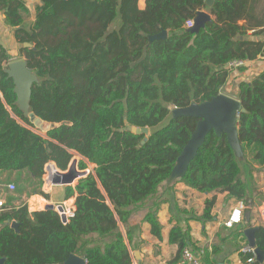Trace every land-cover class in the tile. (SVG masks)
<instances>
[{"label":"trees","instance_id":"1","mask_svg":"<svg viewBox=\"0 0 264 264\" xmlns=\"http://www.w3.org/2000/svg\"><path fill=\"white\" fill-rule=\"evenodd\" d=\"M42 1L31 30L19 29L15 36L18 55L39 76L31 111L54 126L46 135L37 132L19 108L13 79L4 71L13 54L0 44V181L6 188L11 180L19 188L33 183L34 193L49 198L42 190L47 164L67 170L77 154L80 169L94 167L66 187V199L74 198L76 206L67 222L56 208L30 211L27 203L0 213L4 264H65L72 253L87 264H134L123 225L148 208L145 219L161 237L158 211L164 199L159 194L175 193L180 182L203 193L251 199L242 164L264 169V70L242 81L236 95L247 110L239 117L244 156H238L225 132L212 130L185 173L168 180L199 120L174 116L172 109L212 99L228 83L231 61L264 55V41L251 39L247 31L264 24L259 0H215L212 5L147 0L145 9L139 0ZM0 5L9 24L23 23L21 0H0ZM204 9L214 18L197 32L189 30L187 21ZM118 17L121 25L112 28ZM163 29L166 38L150 41ZM129 125L150 127L151 133L124 129ZM214 204L206 200L204 219L212 217ZM170 235L181 257L191 241L190 228L177 226ZM255 237L264 250V225ZM250 256L243 254V260ZM209 257L208 252L205 262Z\"/></svg>","mask_w":264,"mask_h":264},{"label":"crops","instance_id":"2","mask_svg":"<svg viewBox=\"0 0 264 264\" xmlns=\"http://www.w3.org/2000/svg\"><path fill=\"white\" fill-rule=\"evenodd\" d=\"M21 2L26 9L20 12L23 18V23L20 26H12L7 22V9L0 5V38L5 42L6 49L13 54V60L24 58L18 55L20 43L15 36V31L23 28L31 30L37 19L39 8L43 6L42 0H21ZM138 5L140 9H145L147 0H139ZM257 12L259 18L264 17V0H259ZM210 15L213 19L214 16L211 13ZM244 22L241 21V23ZM121 23V18L118 17L112 28H118ZM258 30L263 32L254 34ZM247 31L251 39L264 41V24L249 26ZM263 70L264 55H260L255 60L247 61L243 69L231 70L228 83L220 92L238 99L236 95L240 83L253 79ZM242 177L253 190L252 197L247 202L231 197L227 192L203 193L182 182L176 184L175 193H160L159 197L164 199L158 211V218L162 224L161 237L152 232L151 224L145 219L148 208L134 213L128 224L123 225L122 228L126 236L127 231L130 235L127 241L133 256V263L182 264L181 257H179V244L170 240L172 229L181 226L183 229L190 228L191 241H189L188 247H192L194 251L203 249L205 254L210 253L209 260L206 262L205 255H203L204 264H252L243 260L244 253L242 250L244 246L249 244L245 230L261 224L258 218V209L264 201V169L254 163L243 162ZM73 184L72 186H75ZM54 187L60 189L51 193ZM66 187L67 185H52L48 189L51 190L50 192L46 189L48 187L44 186L49 198L38 194L31 196L26 201L29 210H43L49 204L58 205L64 202L75 206L74 198L66 199ZM207 199L215 200L210 219L203 218ZM152 202L150 201L149 204ZM239 202H243L244 205L242 222L232 227H226L224 222ZM21 204L23 203L17 200L11 203L16 208Z\"/></svg>","mask_w":264,"mask_h":264},{"label":"water","instance_id":"3","mask_svg":"<svg viewBox=\"0 0 264 264\" xmlns=\"http://www.w3.org/2000/svg\"><path fill=\"white\" fill-rule=\"evenodd\" d=\"M215 0H207L208 5H212ZM211 15L209 12L202 10L199 11L197 17L194 20V25L189 27V30L193 32L199 31L203 28L206 22L210 21ZM168 35L167 30L163 29L157 34L149 36L150 41L155 39L166 38ZM0 44L7 48L5 42L0 38ZM25 46H31L29 42H25ZM4 71L8 74L14 82V90L17 94V104L22 110L25 116H30L35 124L42 127L44 124L49 126L48 129L54 126L44 122L38 118L33 111H31V97L33 86L39 82V76L36 72L28 67L27 60L25 58L12 60L8 63ZM174 116H194L198 118V123L192 133L188 143L184 147L181 155L178 158L177 165L175 166L169 182L174 181L177 177L184 174L187 170L191 160L197 155L198 150L205 142L206 136L212 131H216L218 134L225 132L228 137V141L235 149L238 155L244 153L243 146L239 137V117L240 113L246 112V108L243 107L241 101L233 96L225 93H219L212 99L202 102L194 103L184 108H175ZM136 133L145 132L151 133V128L146 127L141 129L137 126L129 125L127 128ZM144 143V141H142ZM81 172L76 169L75 161L71 164L67 170L56 169V173L52 175V185H72L77 178H81ZM45 208H56L58 211L63 210L62 205L49 204ZM63 222H67L64 215L61 216ZM11 226L16 230L19 229V223L13 221ZM258 226L250 227L245 230V233L249 240V246L255 248L256 260L259 263H264V250L259 248L256 244L255 232ZM192 248V247H191ZM5 258H0V264H4ZM65 264H87L84 257L72 253L65 261Z\"/></svg>","mask_w":264,"mask_h":264},{"label":"built area","instance_id":"4","mask_svg":"<svg viewBox=\"0 0 264 264\" xmlns=\"http://www.w3.org/2000/svg\"><path fill=\"white\" fill-rule=\"evenodd\" d=\"M194 20H195V18L187 21L186 25L188 28L192 27L194 25ZM246 63H247V60H244V59L233 60L228 64V68L229 69H240V68L244 67L246 65ZM34 130L39 132L36 127L34 128ZM75 157H77V159H78L80 156L76 154ZM75 166H76V169L79 172H81L82 177H85L94 167L93 164H90L89 167L86 168L85 170H80L77 167V165H75ZM56 169H58V167L55 165L54 162H50L49 164H47L46 173L43 177L44 186H46L48 188L52 187V183H51V178L53 175L52 171L53 170L56 171ZM15 188H16V186L14 183H9L7 186V193L13 192V190H15ZM0 190L3 192L4 189H2V187H0ZM7 193H2V196H0V213L7 210V209H10V208H16L15 205L14 206L13 205L7 206L8 202H7L6 197H5V195ZM58 205L63 206V210L59 211V213H60V216L64 215L66 217L67 221H69L70 218H72L75 215L76 208L74 205L68 204L67 202H64V203H61ZM243 210H244L243 202H241V203L239 202L232 209L229 217L224 222L225 226L226 227H232L235 224L241 223L243 220ZM258 216H259V222L264 225V201L261 203V205L258 209ZM242 252L244 254H247V255L250 254L251 255L247 260L248 263H254L256 261V253H255L254 247L246 245V246H244ZM203 255H205V251L203 249H199V250L194 251L191 247H186L182 251L181 263L182 264H204L203 263Z\"/></svg>","mask_w":264,"mask_h":264},{"label":"rangeland","instance_id":"5","mask_svg":"<svg viewBox=\"0 0 264 264\" xmlns=\"http://www.w3.org/2000/svg\"><path fill=\"white\" fill-rule=\"evenodd\" d=\"M175 108H173L172 109V114H174V112H175ZM35 127L37 128V130L40 132V133H42L43 135H46L47 134V130H48V127L49 126H46L45 124L42 126V127H39L37 124L35 125ZM34 127V128H35ZM239 157H243L244 156V153L242 154V155H238ZM80 158L81 157H79L78 159H77V157H73V159L71 160V162H70V164H69V166L72 164L73 165V162L75 161V165H77V167L79 168V160H80ZM56 165V164H55ZM80 169V168H79ZM91 169V168H90ZM93 169V168H92ZM80 170H85V169H80ZM12 179V178H11ZM78 180H79V178H77L76 180H75V182H74V184L73 185H76L77 184V182H78ZM15 180H11L10 182H8V184L9 183H15L14 182ZM0 187H2V189H4L3 190V192L0 190V196H2V193H7V188H6V184L7 183H4V182H1L0 181ZM8 186V185H7ZM16 186V185H15ZM47 190L49 189V188H46ZM60 188L59 187H54V189H53V191L51 192V190H48V191H50L51 193H55L56 191H58ZM42 190L43 191H45L44 190V184L42 185ZM34 191H35V187H34V185H33V183L31 184V185H29V186H25V187H18V186H16V188H15V190H13V192H11V193H7L6 195H5V197H6V200H7V202H9L10 200H11V203H12V201H14V200H17V201H21V203H26V201L29 199V198H31V196H35V195H39V196H43L42 194H40V193H34ZM39 198V197H38ZM33 203H36L35 201H33ZM69 204V203H68ZM258 218H259V216H258Z\"/></svg>","mask_w":264,"mask_h":264},{"label":"bare ground","instance_id":"6","mask_svg":"<svg viewBox=\"0 0 264 264\" xmlns=\"http://www.w3.org/2000/svg\"><path fill=\"white\" fill-rule=\"evenodd\" d=\"M52 172H53V174H54V173H56V171H55V170H53Z\"/></svg>","mask_w":264,"mask_h":264}]
</instances>
